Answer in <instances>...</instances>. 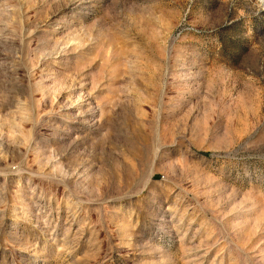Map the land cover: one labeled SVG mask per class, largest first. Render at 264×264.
<instances>
[{
    "label": "rangeland",
    "instance_id": "obj_1",
    "mask_svg": "<svg viewBox=\"0 0 264 264\" xmlns=\"http://www.w3.org/2000/svg\"><path fill=\"white\" fill-rule=\"evenodd\" d=\"M0 264H264V0H0Z\"/></svg>",
    "mask_w": 264,
    "mask_h": 264
}]
</instances>
